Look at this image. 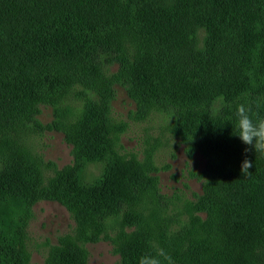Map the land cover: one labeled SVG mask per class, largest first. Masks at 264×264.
<instances>
[{
    "label": "trees",
    "instance_id": "16d2710c",
    "mask_svg": "<svg viewBox=\"0 0 264 264\" xmlns=\"http://www.w3.org/2000/svg\"><path fill=\"white\" fill-rule=\"evenodd\" d=\"M112 64L117 71L108 74ZM76 85L83 108L72 122L67 117L74 112L62 101ZM116 85L135 102L137 119L165 113L187 143V155L205 159L203 192L188 202L194 211L179 227L178 236L190 238L189 244L176 250L175 260L202 264L210 229L218 227L235 241L241 258L264 264V154L234 133L238 104L264 118V0H0V136L25 128L58 130L73 145L81 139L93 160L115 153L101 185H80L66 170L45 193L33 156L16 143L0 142L14 159L0 170V197L31 204L60 200L80 223L92 214L78 212L84 199L93 200L98 220L147 196L165 212L152 162L114 150L110 107ZM44 105L53 108L50 123L39 118ZM245 157L252 162L247 174L241 172ZM218 208L223 212L217 217ZM140 232L126 239L127 264H138L155 246L152 237L140 243ZM51 257L42 264H87L80 249L52 250ZM30 258L0 216V264H31Z\"/></svg>",
    "mask_w": 264,
    "mask_h": 264
},
{
    "label": "rangeland",
    "instance_id": "374dc122",
    "mask_svg": "<svg viewBox=\"0 0 264 264\" xmlns=\"http://www.w3.org/2000/svg\"><path fill=\"white\" fill-rule=\"evenodd\" d=\"M197 37L202 45L203 29L198 30ZM133 41L139 44L136 38ZM117 68V64H112L106 71L111 74ZM80 89L79 85L70 88L62 101L63 106L74 112L67 117L72 122L79 119L83 108V100L78 95ZM115 91L116 97L110 107L116 124L113 130H117L114 135L117 147L114 150L140 162H152L155 168L152 173L159 178L168 208L164 212L155 200L147 196L139 203L135 199L130 200L122 210L106 211L98 220V217H93V200L84 199L78 212L92 214L81 218L84 223H80L60 200L46 198L31 204L23 199L2 196L0 216L6 230L26 245L31 264L51 261L52 250L67 248L83 250L87 264H127L122 252L128 248L129 239H126L140 229H143L137 233L140 243L146 244L152 237L154 245L164 249L173 264H181L175 260L174 254L176 250L184 252L190 238L178 236L179 227L194 211L195 207L188 206V202H195L197 195L203 192L205 179L201 174L205 159L200 153L193 157L187 155V143L173 131L171 117L153 111L145 118L137 119L134 115L136 104L127 91L120 85L115 86ZM39 118L43 123H50L54 119L53 108L42 106ZM0 142L16 143L33 156L42 177L40 190L45 193L55 189L60 175L66 170L78 177L80 185H101L109 163L115 157V153L107 149L105 158L93 160L81 139L77 146L73 145L58 130H11L0 136ZM102 147L106 149V146ZM9 150L7 146H0V170L14 162ZM217 212L218 217L223 211L218 208ZM197 214L206 217L205 212ZM174 238L179 241L173 243ZM208 240L210 249L202 264H249L240 257L235 241L222 229H210Z\"/></svg>",
    "mask_w": 264,
    "mask_h": 264
},
{
    "label": "clouds",
    "instance_id": "9594fccd",
    "mask_svg": "<svg viewBox=\"0 0 264 264\" xmlns=\"http://www.w3.org/2000/svg\"><path fill=\"white\" fill-rule=\"evenodd\" d=\"M222 100V98H221ZM236 131L242 142L252 146L255 153L264 154V118H259L257 113L252 111L250 105L238 104L236 107ZM245 152L248 151L246 148ZM252 162L245 157L241 164V172L247 174ZM138 264H173L171 256L162 248L153 246L151 251L143 253Z\"/></svg>",
    "mask_w": 264,
    "mask_h": 264
}]
</instances>
